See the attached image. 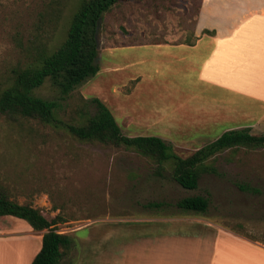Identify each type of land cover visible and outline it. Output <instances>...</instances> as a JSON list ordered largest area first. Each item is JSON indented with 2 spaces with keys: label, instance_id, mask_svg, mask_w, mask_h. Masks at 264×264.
<instances>
[{
  "label": "rangeland",
  "instance_id": "rangeland-1",
  "mask_svg": "<svg viewBox=\"0 0 264 264\" xmlns=\"http://www.w3.org/2000/svg\"><path fill=\"white\" fill-rule=\"evenodd\" d=\"M198 2L137 0L114 5L97 23V74L66 98L60 99L48 80L33 95L55 100L62 121L93 115L91 99H98L122 135L157 137L181 158L224 132L247 128L251 135L264 134V116L259 118L264 109L253 108L247 98L210 87L197 93L202 87H197L183 53H178L182 59H157L148 50L124 47L191 40ZM77 3L0 0V88L13 68L34 62L60 44ZM255 119L258 124L252 126ZM212 165L214 174H202L196 189L184 190L170 179L166 165L158 170L131 150L81 143L61 127L0 117V186L18 204L38 208L46 220L61 219L51 226L71 239L61 264H152L146 237L156 234L164 237L160 252L174 254L176 264H183L186 249H199L196 240L185 237L220 228L264 244V149L225 150ZM191 196L208 200L205 213L176 207ZM13 219L15 225H26ZM31 243L17 238L0 249L9 251L12 264H25L30 248L39 244L33 239Z\"/></svg>",
  "mask_w": 264,
  "mask_h": 264
},
{
  "label": "trees",
  "instance_id": "trees-1",
  "mask_svg": "<svg viewBox=\"0 0 264 264\" xmlns=\"http://www.w3.org/2000/svg\"><path fill=\"white\" fill-rule=\"evenodd\" d=\"M133 1L137 0H78L60 44L51 52L40 55L34 62L10 71L7 83L0 88V117L12 121L30 120L53 128L61 127L70 137L81 143H99L131 150L150 160L158 170L166 165L170 179L175 184L184 190H194L202 174L215 173L212 163L217 154L238 148L264 149V135H251L247 128L224 132L189 156L181 158L157 137L122 135L114 118L98 99H91L96 108L93 115L84 113L73 120L62 121L57 117L59 105L55 100H44L32 93L48 80L62 99L93 78L99 71L96 62L99 54L96 40L98 20L114 5ZM197 10L198 6L195 14ZM238 188L241 191L257 193L252 187ZM175 205L185 212L203 214L207 210L208 200L201 196H191L179 200ZM148 207L157 208L159 205L148 204ZM1 216L23 220L34 232L44 231L39 250L30 264H61L71 239L51 228L61 222L58 216L50 221L46 220L38 208L32 207L30 203L18 204L0 186Z\"/></svg>",
  "mask_w": 264,
  "mask_h": 264
},
{
  "label": "crops",
  "instance_id": "crops-1",
  "mask_svg": "<svg viewBox=\"0 0 264 264\" xmlns=\"http://www.w3.org/2000/svg\"><path fill=\"white\" fill-rule=\"evenodd\" d=\"M197 6L191 40L124 47L148 50L157 59H176L181 56L178 53H183L197 87H202L197 93L204 94L209 87L223 90L229 95L247 98L253 108L257 105L264 109V0H199ZM263 116L264 113L259 118ZM258 120L255 119L252 126H256ZM13 218L0 217L4 223L0 226V246L17 238L28 240L30 246H33L32 239L38 241L37 248L31 247L24 259L25 264H30L39 250L44 231L34 232L27 223L15 225L18 221ZM193 237L185 238L191 242L196 240L199 249H186L188 254L183 264H264V244L240 233L220 228ZM163 238L159 234L146 237L151 241L150 249L154 254L152 264H176L174 254L160 252ZM13 261L9 251L0 249V264Z\"/></svg>",
  "mask_w": 264,
  "mask_h": 264
}]
</instances>
